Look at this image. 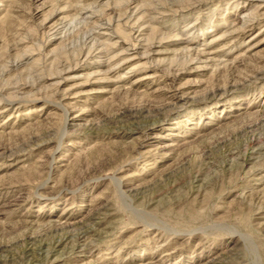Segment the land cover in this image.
I'll use <instances>...</instances> for the list:
<instances>
[{
  "label": "rangeland",
  "instance_id": "rangeland-1",
  "mask_svg": "<svg viewBox=\"0 0 264 264\" xmlns=\"http://www.w3.org/2000/svg\"><path fill=\"white\" fill-rule=\"evenodd\" d=\"M0 264H264V0H0Z\"/></svg>",
  "mask_w": 264,
  "mask_h": 264
}]
</instances>
